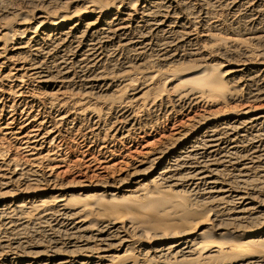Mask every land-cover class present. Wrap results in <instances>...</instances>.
Listing matches in <instances>:
<instances>
[{
    "label": "rangeland",
    "instance_id": "374dc122",
    "mask_svg": "<svg viewBox=\"0 0 264 264\" xmlns=\"http://www.w3.org/2000/svg\"><path fill=\"white\" fill-rule=\"evenodd\" d=\"M131 1L133 2V8L136 6L134 9L139 8L140 6L142 8L144 6V0ZM184 1H187L190 4H188V8L173 3L171 11L172 13L176 12L177 17L180 18L181 22L189 24L190 34L193 35L191 37V41L177 40L175 36L176 34L171 33L172 31H168L163 35L159 34V36H155L156 34H154L150 29L149 32L148 30L143 31V28H138V30L136 29L133 31V28L135 27L134 25L136 23H133V25L130 23L129 25L131 31L129 32V36L131 38L140 39L142 36L148 35L147 37L149 38H147L146 40H148L149 46L143 51L144 53H141L142 55L139 54L140 56H138L136 52L128 53L129 51L125 50L126 52H124L119 49V51L117 52V56L114 55V59L111 61V63L115 61L113 64H117V67L110 70L111 68L108 67L110 63L109 62L108 64H105V69L104 67L101 68V92L98 91L97 88V90L90 88L84 89V87L81 85V82L79 84V80H76L75 84L72 85L63 83L62 85L53 84L52 87H50L48 85L43 86L40 84H36V82H33V80H28L27 78L26 81H29L30 83H26L27 86L25 84L24 89L26 92H29V94H26L27 97L21 96L19 98L17 95V89L14 86L15 83H11V80L13 79L10 78V82L8 80L4 81L3 84L0 83V127L8 122L6 120H8L7 118L10 114L13 115L16 112L17 115H30V117L32 118L30 120H39L46 125V128H51L59 125L57 126L58 128L55 127V130L58 133L56 134L59 137H56L54 142H51V145L46 144V146H44V157H48L49 160L47 159L46 162H42L39 173L42 174L41 172L43 170L48 173L52 172L51 175H54L53 177L57 176L56 188H52L53 185L50 186L45 179L41 178L42 181L36 184L37 186L35 184H32V186L30 185V187L27 185L30 189L26 186H17L15 184L17 186L16 188V186L14 187V184H10L11 186H9L6 190L8 194V196H6L7 204L14 206H22L23 204V210L25 209L24 212L26 216V218L23 219V222L27 227H24L23 229L22 226V228H20L19 224L15 221L16 217L14 215H5L4 218H2L3 220L0 219V264H39L33 254L40 252L43 253V256H51L56 252V249L60 250L61 248L63 251L68 248L67 251L70 250L69 253H72L69 255H79L80 250H77V248L79 249V247L81 246V240L79 239L80 234L77 233L76 230H74L73 226L71 227V220L59 214L55 216H45V218H39L37 216L40 204H42L41 201L50 202L55 197L66 199L68 198L67 195L73 196L72 203H70L71 209L79 211L82 207L88 206V209L85 213H91L90 218H93L94 220L99 219V221H101L95 213L97 211H103L105 215L116 216L122 221H127V223H132L136 227H139L141 235L138 234L136 236H139L138 238L132 237L133 235L131 233H128V235L130 234L129 236L132 237V239L136 241L139 246L141 245V249L145 252H148L150 250L152 251V249L156 248H163L164 246L166 247L167 245L172 243V240L165 237V228L174 225H177L178 227L175 230H179L184 229L183 226H196L199 223L203 226V230L207 228L206 230L211 234L212 244H214V240L220 239L219 235L225 234L226 232L234 233V229H240L236 227L235 224L233 225L232 223H230V221H226L227 223L222 222L221 224L216 223V225L211 223L210 221H207L208 219H211L214 207L210 208L211 206L209 207V205L207 204H204L205 206H203V199L199 197L202 196V198L205 199L206 197H204L202 193H200L202 191L199 192V196H194V192H192V194L190 192L192 190L190 189H195V187L191 186V184H189L188 186V183L190 182H187L186 180L176 188L177 191L180 190L178 191V194L164 191L166 185L163 184V186L160 185L162 189L155 186L157 187V189H159V192L154 191L155 194L153 195L150 193L151 191H153V188H151L152 185H149V182L153 179L154 176L150 175L148 178L135 176L130 179V175L133 173V160H136L139 157L140 159L149 157L150 153L153 154V151L159 150L164 146L170 147V144H172L171 142L179 137L175 135L173 129L178 128L181 135H184V138L182 140V143H184L188 137L187 133L192 131V129H198L202 124L201 121L207 117H215L214 119L216 121H221L224 116L228 115L231 112L236 111V114L237 111H245L252 107V110L256 108V110H253L255 112L262 111L264 109V91H262V89L264 90V80L262 78H254L255 80L253 78L248 79L249 77L245 74L247 72H243V74L240 73L236 75L237 78L234 80V82L229 81L227 84H225L224 89L222 88L220 90L214 91L207 90L206 87L202 83H200V78H206L207 76L209 78H214L218 76L221 77L222 75V77H230L229 75L231 74V71L233 69H240L239 66L243 65L244 61H246L241 51H243L247 45H249V47L247 46L246 49L252 51H254L255 49V54H257L261 58H264V42H255L253 40L259 36H264V1L252 0L251 3L253 6L251 5L249 0H236L237 3H235V5L233 3L235 2L234 0H224L225 2L223 0ZM92 2L101 5L102 18L107 17L111 20L113 18L114 20L117 16L121 18L124 16L125 10L128 9L126 4H128L129 0H0V47L1 45L10 41L11 35L14 36L13 39H18L17 30L20 29V27L18 28L17 25L22 23V20H28L27 23H22L24 25L21 30H24V28L30 30V32H26L24 35L26 39H29L30 37H33L35 33L37 34L35 29L38 30V28L40 27V23L44 21V19L42 18L39 19L40 17L46 14L51 16L64 17L65 19H70L69 24L73 25L77 22V18L80 17L78 15L81 14L86 7H90L92 5ZM244 3H249L250 5L248 4V6ZM258 3H260V5ZM225 4L228 6H226ZM231 4H233L236 9L235 7L233 8ZM241 4L244 5L241 6ZM77 12L78 14H76ZM82 16L83 14L81 15V17ZM133 16L134 19L137 20V22L140 21V11L136 12ZM97 17L98 14H93L89 15L86 19H90L92 21ZM250 17L252 18V20ZM59 32L60 31L57 28L54 30L55 35H57V33ZM141 32L144 34H141ZM145 32L148 33L146 34ZM210 33L212 35L211 40L204 37L205 34ZM102 40L105 41V39ZM176 41H178V43ZM212 41H214L216 44ZM232 41H235L236 43L234 44ZM117 42L118 40L116 38L111 41L110 44L114 43L117 47ZM209 44H214L216 47L218 45V47L226 46V48L228 47L227 49L230 50L229 54L227 53V56L222 54H216L214 56L206 51V48L210 46ZM233 44L235 46H233ZM245 44L246 46L244 47ZM52 46L55 47V45ZM116 47H113V49H115ZM203 47L205 48V51H203ZM238 47L239 49H241L239 52ZM236 48L237 52L235 50ZM232 50L233 52H231ZM194 52H197L199 55ZM163 54H165L166 56H171L172 54V56L177 55V58L168 60L167 62L169 63V65L166 63V65L164 66L162 64L163 61L160 62V59H162L161 56ZM57 56L60 57V55ZM57 56L55 55L52 57H45L43 60L45 65L47 67L49 66L48 68L51 67V70L53 71L51 73L59 78V72H61L62 69L60 71L58 70L57 72L56 68H54L53 66L54 62L59 59ZM102 60H104V58ZM106 60L107 58H105V61ZM105 61H103L101 64H103ZM147 61H150L149 64ZM193 69L194 71H192ZM12 70V65H9L5 69H0V74L3 73L0 77L6 76L10 72H12L10 73L12 75L11 77H14L15 71ZM65 70H67L68 77L70 76L72 78L74 76H78V71L76 69L71 70L69 65H67ZM190 71H192L194 75L184 76L186 72ZM244 75H246L247 77H244ZM151 79H153V82L151 81ZM228 79L230 78H227V80ZM235 81L238 82L236 83ZM146 83L147 85H145ZM149 83H151L152 85H149ZM176 90L192 91L196 94H199L200 100L197 99V101H192V103L182 102V104L181 102H174L173 100H171L170 95H172L171 93ZM53 93L62 100L75 95L77 98L91 96L90 98L94 100V103L96 101H99V103H101V120H99L98 116H95L94 119H92V116L90 117L89 115L83 119V117L81 118L80 115H76L77 113L73 111L72 106H63L62 104L58 105L59 102H52L46 98L47 94V96H49V94ZM252 94L254 95L252 96ZM256 94L259 95V98L255 97ZM250 95L252 97L249 98ZM253 98H256V100H254ZM152 100H155L154 105H152ZM124 107L126 109H124ZM63 114L64 116L68 114V116H66V122L55 120L59 118V115ZM130 115L134 116V120L128 122ZM213 124H217V122H214ZM32 125H34V123H32ZM99 127L100 131L94 132L95 130L99 129ZM6 138L7 137H4L2 135L0 136V144L2 146L0 147L3 149H1L0 151L4 153L5 156L9 154L8 157H15L16 159L19 158V160H21L22 162H24L25 159L30 160L27 157L29 156V154H26L21 150V143L19 144V142H16L15 140ZM19 147L20 149L17 150V148ZM106 151L109 152V154ZM147 152L149 153V155L145 154ZM112 153L115 154L112 155ZM45 154L47 155L45 156ZM244 154H246L247 157H245L246 155ZM228 156L227 158L224 157V160L226 161L225 164L223 162L219 163V165H221L218 167V169H221L220 174L213 176L214 179H216L219 183V187H222L224 190L228 188L227 190L229 192L222 193L220 197L225 198V195L228 196L230 191L232 195L240 191L243 193L250 192L258 196L257 198L264 199V192L260 189L257 190L258 187H264V173H262L264 172V158L259 161L255 160V162L254 160L249 161L248 153L244 150H240V153L237 154V156ZM131 157H133V159ZM233 157H236V159L239 158V164L236 163L237 161H235L236 159ZM88 158L90 159L88 160ZM92 158H97L96 162H93L94 160ZM167 158H171V155ZM108 159H110V165L114 167L104 169L105 166H102V164L104 161H108ZM174 161L175 159L171 158L168 162V166L172 167V165H174ZM246 161L249 164L246 163ZM98 163H101V167L98 165ZM245 163L248 164L247 168L250 166L253 167L249 170H244L243 166ZM227 164L229 166H227ZM258 167L261 169V171ZM258 178L260 181L256 180ZM144 179L145 181L143 183L147 185H145V187L140 190V194L149 193L146 199L142 201L128 199L125 200L124 192L127 189H136L134 183ZM251 179H254L255 181ZM232 180H234L235 182ZM236 180L239 181L237 182ZM245 181L248 183L251 181L250 183L253 184L254 182L255 184H253L252 186H248V183H246ZM256 181L258 182V184H256ZM261 182H263V185L260 184ZM200 188V190H203L204 186L200 185ZM237 188L239 189V191H237ZM247 188H250V190H252L250 191ZM112 193L117 194L116 201H112L108 196ZM188 194L191 196H189ZM185 197H191V200H193L195 205L194 210H192L194 213V217H192L189 221H186L181 213L182 211L184 212L187 209L188 201L186 199L188 198ZM31 201L34 204L32 205V207L29 206ZM231 201V198L227 199V201H225L223 203V206H221V208L219 207V209L227 214L229 212L228 210H232L228 208L234 207V203H232L234 202V200L232 202ZM89 205L93 208H90ZM229 205L232 206L230 207ZM7 216H10L11 218ZM8 218H10L11 220ZM14 222H16L17 224ZM8 223H11L10 225L12 227H9L10 229L6 228L10 226L7 225ZM246 225L247 227L245 226V224H243L241 227L242 231L241 229V232L238 230V232L233 234L232 237H239L242 236V234L244 235V237H246L247 235L244 234L246 228L256 227L258 224H255L254 226L251 224ZM217 226H221V234L217 232V228L219 230V227ZM228 227H232V229ZM162 235L165 238H163ZM19 236L21 239L18 238ZM19 241L22 245L19 243ZM17 243L21 246H18ZM209 244V242H206L202 246V252H206L211 249L212 245ZM62 246H64L65 248ZM224 248L225 246H223V249ZM13 253L24 256H22L20 260L14 259ZM29 253L32 254V256ZM122 254L123 253H121V255ZM43 260L45 261L46 258L44 257ZM209 260L211 262L217 261L216 258H210Z\"/></svg>",
    "mask_w": 264,
    "mask_h": 264
},
{
    "label": "bare ground",
    "instance_id": "6f19581e",
    "mask_svg": "<svg viewBox=\"0 0 264 264\" xmlns=\"http://www.w3.org/2000/svg\"><path fill=\"white\" fill-rule=\"evenodd\" d=\"M234 1L235 2H233V3L235 5V3H237V2H236V0H234ZM249 1L251 3L252 0H249ZM143 2H144V6L142 8L140 6L139 8L134 9L136 6L133 8V2L131 0H129L128 4H126L128 9L125 10L124 16L122 18L119 16H117L116 18L114 17L115 18L114 20L112 17H110V18H112V20L107 18V17L102 18L101 5L95 4L93 2H92V5L90 4L91 5L90 7H88V8L86 7L84 9V11L78 15L80 17L77 18L78 19L77 22L75 21L76 23L73 25L69 24L70 19H65L64 17L51 16V15L46 14V15L39 18V19H41V18L44 19V21L42 23H40L39 28L37 27L38 30L35 29L37 34L35 33V35L33 37H30L29 39H26L24 37V35L26 32H30V30H27L26 28H24V30H21L23 28V25H24L22 23H24V22L27 23L28 20L27 19L22 20V23L17 25L18 28L20 27V29L17 30L18 39H13L14 36L11 35L10 41L8 43L6 42L5 44L2 43L3 45H1V47H0V69H2V68L5 69L9 65H12V68H13L12 71H15V73L13 72L14 77H11L12 75L10 73H12V72L7 74L6 76L0 77V83L3 84L4 81H8L10 78L13 79V80H11L12 81L11 83H15L14 86L17 89V95L19 98L21 96L27 97L26 94H29V92H26L24 89L25 84L30 83L29 81H26L27 78H28V80H33V82H36V84H40L43 86L48 85L50 87H52L53 84H61L62 85L63 83H65L67 85H72V84H75L76 80L77 81L79 80V84L81 82V85L84 87V89H88V88L96 89L97 88L98 91L101 92V82H102L101 81V79H102L101 78V76H102L101 75V73H102L101 68L104 67V69H105V64H108L109 62L110 63L108 65V67L111 68L110 70H112V68L115 69L117 67V64H113L115 61L112 63H111V61L114 59L113 58L114 55L117 56V52L119 51V49L124 51V52L129 51L128 53L136 52V54L138 56H140L139 54H141L149 46L148 40H146L147 38H149V37H147L148 35L147 36L144 35L140 39L139 38H136V39L131 38L129 36V32L131 31V28L129 25L130 23L132 25H133V23H136L134 25L135 27L133 28V31L136 29L138 30V28H141V29L143 28V31L148 30V32H149V29H150V30H152V32L154 34H156L155 36H157V35L159 36V34L163 35V34H166L168 31H172L171 33L176 34L175 36H176L177 40H179V41L180 40H182V41L183 40H190L191 41V37L193 35L190 34L189 24H187L185 22H181L180 18L177 17L176 12H173L174 13L173 14L171 11L173 3L179 4L185 8H188L189 3L187 1H184V0H144ZM230 3H232V2H230ZM244 4H241V6ZM248 4H245V5H248ZM258 4L260 5V3H258ZM137 5H138V3H137ZM234 5L231 4V6L233 8L235 7ZM251 5H252V3H251ZM226 6H228V5H226ZM256 7H258V6H256ZM243 8H245V7H243ZM235 9H236V7H235ZM248 9H249V7H248ZM253 10H255V9H253ZM139 11H140V16H139L140 21L137 22V20L134 19L133 15ZM256 12H259V11H256ZM263 12H264V10H263ZM76 14H78V12ZM82 14H83V16L81 17ZM93 14H98V17L95 20L91 21L90 19H86V18H88L89 15H93ZM137 14H139V13H137ZM255 16H258V15H255ZM255 18H257V17H255ZM251 20H252V18H251ZM207 21H209V20H207ZM196 22H198V21H196ZM56 28L59 29V31H60L59 33H57V35H55V33H54V30ZM260 30H262V29H260ZM148 32H145V33L147 34ZM255 32H256V30H255ZM191 33H192V31H191ZM141 34H144V33L141 32ZM138 36H140V35H138ZM213 36H214V34H213ZM204 37L211 40L212 35H211V33L205 34ZM116 38L119 42V43L117 42V47L115 46L114 43L110 44V42ZM102 39H105V41H103ZM253 40L255 42L256 41L257 42H264V36L263 35L259 36ZM176 42L178 43V41H176ZM212 42L215 43L214 41H212ZM232 42L234 44L236 43L235 41H232ZM246 43H248V42H246ZM234 44H233V46H235ZM52 45H55V47H53ZM213 45L214 44H212L208 48H206V51H208L209 53H211L214 56L216 54H222L225 56H227V53L229 54L230 50L227 49L228 47L227 48H226V46L225 47H218L219 46L218 44H217L218 45L217 47L215 45L214 46ZM237 46H239V45H237ZM245 46H246V44L244 45V47ZM247 46L249 47V45H247ZM247 46H246V48H247ZM113 47H116V48L113 49ZM230 47H232V46H230ZM230 47H229V49H230ZM246 48L243 51H241L243 53L242 55L244 56L246 61L243 60L244 63H243V65L239 66L240 69H233L231 71V74L229 75L230 77H222L223 76L222 75L221 77L218 76V77H214V78H209L207 76L206 78H200V83H202L206 87V89L209 91L220 90L222 88L224 89L225 84H227L229 81L234 82V80L237 78L236 75H238L240 73L243 74V72H247L245 74L249 77L248 79L262 78L264 80V58H261L260 56L255 54V52H254L255 49H254V51H252V50H249ZM251 48H253V47H251ZM202 49H204L203 51H205L204 47ZM235 50L237 52V48ZM240 50L241 49H239V47H238V52ZM231 52H233V50ZM261 52H262V50H261ZM194 53H197V52H194ZM55 55L56 56L60 55V57L57 56L59 59H57V61H55L54 65H53L54 68H56L57 72H58V70L60 71L62 69V71L59 72L60 73V77L58 76L59 78H57L56 75L54 76V74L51 73V72H53L51 70V67L48 68L49 66L47 67L44 63V60H43L45 57L47 58L49 56L52 57ZM163 55L162 56L158 55V56H161L162 59H160L161 61L160 60L159 61L160 62L163 61L162 64L164 66L166 65V63L169 65V63L167 62L168 60L177 58L176 57L177 55L172 56L173 54L171 56H166L165 54H163ZM191 57H193V56H191ZM217 57H218V55H217ZM103 58H104V60H102ZM105 58H107L106 61H105ZM103 61H105L103 63L104 65L101 64ZM149 62H148V64H149ZM242 62H241V64H242ZM100 64H101V66H100ZM67 65H69L71 70L76 69L78 71L77 77L76 76H74L72 78L70 76L68 77L67 70H65ZM236 67H237V65H236ZM194 69H196V68H194ZM194 69L192 71H194ZM192 71L186 72L184 74V76L194 75V73ZM68 72H70V71H68ZM73 73H75V72H73ZM1 74H3V73H1ZM1 74H0V76H1ZM90 75H92V76H90ZM246 75H244V77ZM54 77H56L57 79ZM103 77H105V76H103ZM227 78H230V79L227 80ZM122 80H123V78H122ZM152 80L153 79H151V81ZM9 82H10V80H9ZM235 82L237 83L238 81H235ZM31 83H32V81H31ZM150 84L151 83H149V85ZM145 85H147V83ZM26 86H27V84H26ZM105 89H107V88H105ZM260 91H258V92H260ZM262 91H264V90L262 89ZM123 93H125V92H123ZM171 94H172V95H170L171 100H173L174 102H181V104H182V102L192 103V101H197V99H199V94H196L192 91L176 90ZM206 94H207V92H206ZM47 95H46L47 99H49L52 102H54V101H57V103L59 102L58 105L62 104L63 106H69V105H70L69 107L72 106L73 111H75L77 113L76 115H80V117L81 118L83 117V119L89 115L90 117L92 116V119H94L95 116L96 117L98 116L99 120H101V103H99V101H96L94 103L93 102L94 100L90 98L91 96L90 97H83V98L80 97L81 98L80 99V98H77L75 95V96H71L70 98H67L65 100L64 99L62 100L58 96H56L54 93L49 94V96H47ZM122 95H124V94H122ZM253 95L254 94H252V96ZM252 96L250 95L249 98ZM255 97L259 98V95L256 94ZM256 98L255 99L253 98V99L256 100ZM154 101L155 100H152V105H154V103H155ZM257 101H258V99H257ZM46 103H48V102H46ZM252 108L247 109L245 111H240V112L237 111L236 114H235L236 111L231 112L228 115L224 116L221 119V121H216L214 119L215 117H207V116H206L207 118L204 117L205 119H203L201 121L202 124L201 125L199 124L200 127L198 129H194V130L192 129V131L187 133L188 135L186 134L188 137L184 143H182L184 135L183 136L181 135L180 130L178 128L173 129L175 132V135H177L179 137L176 139L173 138L175 140L171 142L172 144H170V147L164 146L159 150L153 151L152 152L153 154L150 153L149 157H146L143 159H140V157H139L136 160H133V163H132L133 173L130 175V179L135 177V176L146 177V178H148L150 175L154 176L153 179L149 182L150 184L148 183L149 185H152L151 188H153V191H151L150 193L153 195L155 194L154 191L159 192L158 191L159 189H157V187H160V185L163 186V184L166 185L164 188V191L178 194V191H180V190L177 191L176 188L179 187L182 184V182H185V180L187 182H190V183H188V186H189V184H191V186L195 187V189H190V190H192V191H190L191 193L194 192V194H195L194 196H197V195L199 196V192L202 191L200 193H202V195L204 197H206V199L202 198V196L199 197V198L203 199L202 200L203 206H205L204 204H207V205H209V207L211 206L210 208L214 207L213 215H212L211 219L210 220L208 219L207 221H210L211 223H213L215 225H216V223L221 224L222 222L230 221V223H232L233 225L235 224V226L240 228V229H241L243 224H245L246 227H247L246 224H251L253 226L255 224L256 225L258 224L256 227L246 228L245 231H244L245 228L243 229L244 234L247 235L246 237H244L243 234H242V236H239V237H232L233 234L238 232V230L240 231V229H238V230L234 229L235 230L234 233L226 232L225 234L219 235L220 239L214 240L213 241L214 244H212L211 243L212 242L211 241V238H212L211 234L209 233V231L206 230L207 228L205 230H203L202 229L203 226L200 225L199 223L198 224L196 223L197 224L196 226H192V225L183 226L184 229H179V230H175L178 227H177V225H174V226H170V227L165 228L166 229V233H165L166 236L165 237L172 240V243H170L166 247L164 246L163 248H156V249H152V251L150 250L148 252H145L141 249V247H140L141 245L139 246L138 243L132 239V237L135 238L138 234L141 235L139 227H136L132 223H127V221L126 222L122 221V220L118 219L116 216L105 215L103 213V211L102 212H98V211L96 212L95 211L96 216L98 218H100L101 221H99V219L94 220L93 218H90L91 213H88V214L85 213L86 210L88 209V206L82 207L79 211H75V210L71 209L70 203H72L73 196L67 195L68 198H66V199L60 198V197H55L52 199V201L49 200L50 202H47V201L42 202L41 201L42 204H40V207L38 210L39 212H38L37 216L39 218L40 217L45 218V216L48 217V216H55V215L59 214L61 216H65L66 218L71 220V223H72L71 227L73 226L74 230H76V232L80 234L79 239L81 240V246L79 247V249L77 248V250H80V253L78 256L75 254L69 255L72 253H69L70 250L67 251L68 248H66L64 251L62 250V248L60 250L56 249L55 250L56 252L53 255L50 254L51 256H43L42 255L43 253L38 252V253L33 254L36 257L37 262L39 264H264V199L263 198L259 199V198H257L258 196H256L253 193H250V192H247V193L240 192L238 188H237L238 189L237 191H239V192H236L234 195H232V193L230 191L228 196L227 195H225L226 197L224 196L225 198L220 197L222 195V193H228L229 192L227 190L228 188L224 190L222 187H219V183L213 177V176H216L217 174L218 175L220 174L221 169H218V167L221 166V165H219L220 162H223L224 164L226 163V161L224 160V157L227 158L228 155H231V157L237 156V154L240 153V150H244L248 153V160L249 161L254 160V162H255V160L259 161V160H262L264 158V109L262 111H256L255 112L253 110H256V108H254L253 110H252ZM124 109H126V108L124 107ZM185 109H186V107H185ZM66 116H68V114ZM66 116H64V114L59 115V118H57L55 120L61 121V122H66V120H67ZM208 116H210V115H208ZM215 116H217V115H215ZM133 117L134 116L130 115L128 122H131L132 120H134ZM7 119L8 120H6V121H8V122L0 127V134L4 137L10 138L11 140H15L16 142H19V144L21 143V150L24 153L29 154V156H27V155L26 156L30 160L25 159V161L22 162L21 160H19V158L16 159L15 157H8L9 154L7 156H5L4 153H2L0 151V219L4 218L5 215H14L16 217L15 221L19 224V227L22 228V226H23V229H24V227H27L24 225V222H23V219L26 218L25 212H24L25 209L23 210L24 206H23V204H22V206H19V205L14 206V205L7 204L6 203L7 197L6 196H8V194H7L6 190L8 189L9 186H11L10 184H14V187L16 185L17 186H26V187L29 186L30 187V185L32 186V184H35V185L38 184L40 181H42V179H45L50 186L53 185L52 188H54V189L56 188V186H57V184H56L57 178L56 177L57 176L53 177L54 175L53 176L51 175L52 172L48 173V172L43 171V170L41 172L42 174H39V173H40V168H41L42 162H44V161L46 162L47 159L49 160L48 157H44V154H43L44 153V150H43L44 146H46V144L51 145V142H54L55 138L59 137V136H57L58 133L55 130V127L58 128L57 126H59V125H57V126L54 125L55 127L46 128V125L44 123L40 122L39 120H36V119L30 120V119H32L30 117V115H28V114L27 115H24V114L17 115V112L14 113L13 115L10 114ZM214 122H217V124H213ZM32 123H34V125H32ZM195 128H197V127H195ZM44 129H45V131H44ZM88 131H90V130H88ZM99 131H100V127H99V129L95 130L94 132H99ZM98 136H99V134H98ZM84 137H86V136H84ZM2 139H4V138H2ZM48 141H50V142H48ZM0 146H1V144H0ZM1 147H0V150L2 149ZM104 147H103V149H104ZM19 149H20V147L17 148V150H19ZM148 152L145 154L149 155ZM90 153H91V151H90ZM107 153L109 154V152H107ZM113 154H115V153H112V155ZM42 155H43V157H42ZM46 155L47 154H45V156ZM170 155H171L172 159H175V161L173 162L174 165H172L170 163L172 165V167L168 166V162L170 161L171 158H167V157ZM244 155H246V154H244ZM90 156H91V154H90ZM245 157H247V155ZM131 158L133 159V157H131ZM233 158L236 159V157H233ZM89 159L90 158H88V160ZM96 159H93L94 160L93 162H96ZM106 159H107V157H106ZM238 159L235 160V161H237L236 163H238ZM109 161H110V159H108V161L103 162L102 166H105L104 169L114 167V166L110 165ZM98 162H99V159H98ZM239 162H240V160H239ZM231 163H233V162H231ZM246 163H248V162L246 161ZM246 163L243 166L244 170H249L250 168L253 167V166L252 167L250 166L247 168V165L249 163L248 164H246ZM228 164H227V166H229ZM98 165L101 167V163H98ZM257 165H256V167H257ZM99 166H96V167H99ZM231 166H232V164H231ZM99 169H101V168H99ZM222 169H223V167H222ZM260 171H261V169H260ZM4 172H7V173H4ZM262 173H264V172H262ZM8 174H9V177H8ZM224 175H226V174H224ZM262 177H263V175H262ZM6 180H8V181H6ZM251 180L255 181L254 179H251ZM256 180L260 181L259 178ZM144 181H145V179L139 180L138 182L134 183V185L136 186V189H127L124 192L126 194V195L124 194V196H125L124 199L125 200L126 199L136 200V201L145 200L146 197L149 195V193H145V194L141 193L140 194V190L143 189L145 187V185H147V184L143 183ZM232 181H234V180H232ZM257 181H256V184H258ZM246 183H248V182H246ZM249 183H248V186H252L253 184H255L254 182H253V184L250 183L251 185ZM262 183L263 182H261L260 184H262ZM222 184H224V183H222ZM200 185L204 186V189L202 188L203 190H200L201 189ZM17 186H16V188H17ZM155 186H157V187H155ZM23 189H25V188H23ZM165 189H167V190H165ZM247 189L250 190V188H247ZM259 189L264 192V187H260V188L258 187L257 190H259ZM5 191H6V193H5ZM191 193H189V194H191ZM108 196L110 197V199L112 201L117 200L116 199L117 194H115V193H112ZM186 196H187V194H186ZM189 196H191V195H189ZM260 196H261V194H260ZM185 198H188V199H186L188 201L187 209L184 212L182 211L181 213L183 215V218H185L186 221H189L192 217H194V213L192 210H194L195 205H194L193 200H191V197H185ZM229 198H231L232 201L234 200V202L231 201L232 203H234V207L228 208V209H232V210H228L229 212L227 214H225L223 211H221V209H219V207L221 208V206H223V203L225 201H227V199H229ZM196 202H199V201H196ZM32 205H34V204L31 201L29 206L32 207ZM227 205H225V206H227ZM90 208H93V207L90 206ZM199 208H201V207H199ZM225 212H227V211H225ZM7 217H10V216H7ZM7 217H5V218H7ZM10 218H8V219H10ZM8 222H9V220H8ZM16 222H14V223H16ZM40 222H42V221H40ZM10 224L8 223L7 225H10ZM16 224H14V225H16ZM233 225H232V227H233ZM9 227H12V226L10 225L6 228H9ZM180 227H182V226H180ZM217 227H219V230L217 228V232L220 233L222 228H221V226H217ZM226 227H227V225H226ZM232 227L231 228L228 227V228L232 229ZM255 229H257V230H255ZM19 230H22V229H19ZM253 230H255V231H253ZM241 231H242V229H241ZM52 232H53V230H52ZM128 233H131L133 236L130 237L129 236L130 234L128 235ZM138 237H136V238H138ZM165 237L163 236V238H165ZM18 238L21 239L20 236ZM18 238H16V239H18ZM206 242H209L210 243L209 245H212V247L210 250H208L206 252H202L201 248H203L202 246ZM19 243H20V241H19ZM224 244H226V245H224ZM21 245L18 244V246H21ZM223 246H225L224 249H223ZM62 247H64V246H62ZM121 253H123V254L121 255ZM30 255L32 256V254H30ZM22 256H24V255H22ZM22 256L17 254V253H13L14 259L20 260L22 258ZM44 257L46 258L45 261L43 260ZM210 258H212V259L216 258L217 261L211 262L209 260Z\"/></svg>",
    "mask_w": 264,
    "mask_h": 264
}]
</instances>
